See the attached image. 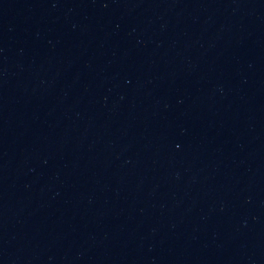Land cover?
<instances>
[{"label":"water","instance_id":"95a60500","mask_svg":"<svg viewBox=\"0 0 264 264\" xmlns=\"http://www.w3.org/2000/svg\"><path fill=\"white\" fill-rule=\"evenodd\" d=\"M0 264H264V0H0Z\"/></svg>","mask_w":264,"mask_h":264}]
</instances>
